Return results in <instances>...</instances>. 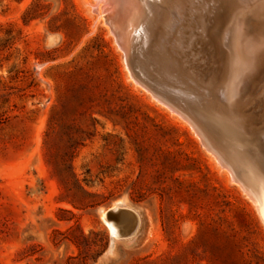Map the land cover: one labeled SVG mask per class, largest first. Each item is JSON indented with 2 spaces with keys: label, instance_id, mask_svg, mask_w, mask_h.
<instances>
[{
  "label": "rangeland",
  "instance_id": "374dc122",
  "mask_svg": "<svg viewBox=\"0 0 264 264\" xmlns=\"http://www.w3.org/2000/svg\"><path fill=\"white\" fill-rule=\"evenodd\" d=\"M260 1L223 0L213 62L181 58L167 27L155 55L133 51L205 109L198 135L134 80L96 0H0V264H264L251 196L264 198V146L238 150L232 135L245 132L217 96L241 66L244 14ZM252 36V50L264 45ZM172 56L177 81L157 58ZM209 71L210 87L199 78ZM115 205L139 214L130 238L111 241L102 216Z\"/></svg>",
  "mask_w": 264,
  "mask_h": 264
},
{
  "label": "bare ground",
  "instance_id": "6f19581e",
  "mask_svg": "<svg viewBox=\"0 0 264 264\" xmlns=\"http://www.w3.org/2000/svg\"><path fill=\"white\" fill-rule=\"evenodd\" d=\"M96 1L99 7L104 8V11H112L109 18L106 19L110 23L120 47L126 49L129 55L131 51L135 50L146 51L148 49L149 35L152 34L154 36L155 34L154 37L159 38V34L164 32L163 29L167 27L168 32L164 33L168 36L167 42L171 45V48H184V51L180 53L181 58L197 57V63L201 61L213 62L215 60L225 31L219 22H222V19H227L230 11L229 8L223 9V0L218 7L213 4L214 0H176L173 2L172 8L161 15L155 33L153 29L149 33L145 29L144 24H142L146 21V17L137 0ZM250 5H243V7L248 8ZM118 7L123 9V14H120V17L122 15V19L120 20H123L125 17L123 24L113 14L115 11H117V14L120 13ZM244 15L245 27L243 26L244 29L240 33V39L237 40L239 42H237L238 45L235 48L237 52V56H235L236 64L241 66L234 69L230 88L228 87L225 91L220 90L217 95L219 97L222 95L225 105H228L233 110L245 132L241 136L232 135V139L237 142L239 151H246L249 147L264 146V111L260 113L255 111L257 107L264 104V45L257 46L252 50L254 42L245 43L247 36L253 35L251 39H254L262 34L264 35V0L258 2L255 9L250 10L249 13ZM190 16L194 22L189 21L188 17ZM172 18L176 19L175 24H170ZM142 31L143 33H141ZM226 40L228 41L227 38ZM157 58L159 65L175 73V80H179V59L175 56H172L168 60L163 57ZM142 69L145 76L148 79H152L160 91L172 97L171 101L180 111L189 115L191 120L187 117L184 118L196 129L195 127H197L198 123L197 110L203 109L205 111V109L196 104L193 98L184 97L182 92L177 90L168 81H158L152 78L149 74L151 72L145 66ZM199 78L210 87L216 83L218 72L209 71ZM215 94V92L214 94L210 92V97L214 99ZM227 99H230V102H227ZM209 149L214 152L212 148ZM251 196L254 200L253 202L259 206L264 219V198L260 201L258 197Z\"/></svg>",
  "mask_w": 264,
  "mask_h": 264
},
{
  "label": "water",
  "instance_id": "95a60500",
  "mask_svg": "<svg viewBox=\"0 0 264 264\" xmlns=\"http://www.w3.org/2000/svg\"><path fill=\"white\" fill-rule=\"evenodd\" d=\"M123 1V0H121ZM142 11L144 12V15L146 17V21L142 24H144L145 29L151 33L152 29L154 30L158 25V22L160 21V17L163 13L170 10L172 8V4L176 0H137ZM222 0H214L213 4L216 5V7L221 5ZM119 8V7H118ZM120 9V13L117 14V11L113 12L114 17L117 16V20L124 23V19H122V15L120 17V14H123V9ZM93 11L98 13L97 6H93ZM111 10H106L104 14V18L108 19ZM141 25V24H140ZM111 31V30H110ZM143 33V31L141 32ZM114 36V35H113ZM155 36V34H154ZM152 34L149 35V42H148V52L150 55H155V50L152 48V44L154 45L155 37ZM115 37V36H114ZM115 42L117 46L123 51V58L126 63V66L131 74V76L134 78L136 82L144 86L147 90L151 92V94L160 102H163L167 106H169L172 110H175V112H179V114L184 118L187 117L191 120L188 114H185L184 112L180 111L179 108L171 101L172 97L170 95L165 94L164 92L160 91L159 88L155 86L152 79H148L145 76L144 71H142L141 63H138L137 57L133 54L134 52H130V55L128 54L126 49H123V47H120L118 42ZM122 46V45H121ZM125 50V51H124ZM263 52H264V46H263ZM144 74H143V73ZM158 95L162 96L159 97ZM257 109V110H256ZM255 109L256 112H263L264 111V104L260 107H257ZM192 126V125H191ZM193 128V127H192ZM194 129V128H193ZM197 133L196 129H194ZM198 134V133H197ZM202 141V139H201ZM203 143V141H202ZM204 144V143H203ZM103 221L107 224V226L111 229L113 228L114 232L111 231L110 238L111 241L114 240V238H130L132 237L138 230L140 225V217L136 210L128 207H124L121 205H115L108 210H106L103 213L102 216Z\"/></svg>",
  "mask_w": 264,
  "mask_h": 264
},
{
  "label": "trees",
  "instance_id": "16d2710c",
  "mask_svg": "<svg viewBox=\"0 0 264 264\" xmlns=\"http://www.w3.org/2000/svg\"><path fill=\"white\" fill-rule=\"evenodd\" d=\"M77 145H80L79 142H76V143L73 144V147H72L73 150L77 147ZM1 233H2V230H0V234H1Z\"/></svg>",
  "mask_w": 264,
  "mask_h": 264
}]
</instances>
